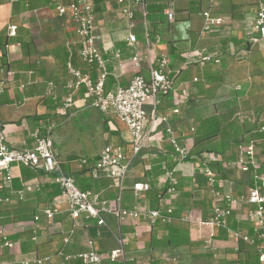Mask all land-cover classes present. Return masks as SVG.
<instances>
[{"label":"crops","instance_id":"crops-1","mask_svg":"<svg viewBox=\"0 0 264 264\" xmlns=\"http://www.w3.org/2000/svg\"><path fill=\"white\" fill-rule=\"evenodd\" d=\"M51 1L29 0L30 7L25 10L23 1L0 0V41L11 45L8 66L0 61V127L15 149L33 148L35 129H39L40 136H51L54 142L56 138L62 140L59 129H55L70 114L90 106L84 87L73 95L70 107L64 104L69 93L65 85L72 78L69 58L94 80L98 76L96 68L86 66L79 57L74 43L75 27L69 17H60ZM260 1L264 2L148 0V45L139 13L130 21L123 16L117 0H102L104 10L97 11L96 26L97 42L109 75L106 91L114 93L118 86H128L137 74L147 76L149 57L157 58L162 52H167L171 59V72H179L174 76L176 91L158 98L157 114L167 116L179 139L191 147V163H179L168 139L166 123L157 122L153 137L128 172L122 199V206L128 209L159 208L165 215L172 209L170 220L152 222L142 215L118 221L106 213L103 216L107 225L99 226L93 219H73L52 174L37 167L14 165L13 186L18 189L25 183V198L18 201L17 195L2 191L10 200L0 207V225H4L15 246L4 249L1 259L17 262L49 255L53 257L49 264H59V250L78 253L90 247L107 255L118 248L121 236L126 241L127 261L118 264H259L255 248L207 222L213 204L198 165L208 153L221 157L222 162L215 168L223 167L226 175L222 177L224 173L218 172L219 186L238 196L230 227L253 233V223L246 219V213L253 207L247 199L255 185L254 175L241 170L237 141L247 145L248 138L255 139L253 167L264 178V38L254 28ZM199 5L201 11L211 9L213 16L222 17L224 24L204 31L205 17L198 12ZM169 6L175 10L174 21L167 18ZM14 24L18 34L9 38L7 26ZM130 32L137 35L135 46L127 41ZM135 54L142 58V68L133 63ZM207 56L211 61L202 59ZM51 81L56 83L58 99L47 93ZM147 107L152 109L149 104ZM96 110L101 111L108 134L107 143L101 148L113 145L130 153L126 124L113 111ZM213 118L217 120L212 121ZM217 123L220 131L210 138ZM63 146L55 142L64 172L76 179L81 190H93L114 204L121 189L118 179L97 169L102 149L85 155L76 146ZM170 171L179 180L174 195L166 191ZM139 181L150 183V190L136 193L133 185ZM52 208L59 211L49 219L45 210ZM155 238L161 244L168 239L171 243L153 246ZM184 238L188 239L184 244L177 243ZM70 264L82 263L77 260ZM103 264L114 263L106 259Z\"/></svg>","mask_w":264,"mask_h":264},{"label":"built area","instance_id":"built-area-1","mask_svg":"<svg viewBox=\"0 0 264 264\" xmlns=\"http://www.w3.org/2000/svg\"><path fill=\"white\" fill-rule=\"evenodd\" d=\"M17 1L28 0H11L12 3ZM122 10L123 16L128 20L133 21L136 14L141 16L142 24L146 28V41L150 45L148 39V17L149 8L148 0H117ZM51 5L54 11L60 17L68 16L75 27L76 40L78 46V54L83 63L92 68H96L98 76L94 80L91 75L77 69L69 58L68 69L71 72L72 78L66 83L68 96L65 98V105L71 106L73 95L84 87L86 99H90V106L99 108L104 112L113 111L114 114L124 124H126L131 140V151L125 153L114 148L113 145H106L99 153V161L97 169L102 170L107 177L119 180V189H121L114 204H110L99 193L93 190H81L76 182V179L66 174L62 168L60 158H58L55 149L54 139L40 136L39 129H35L32 137L35 139V145L30 149H15L7 142L6 133L0 127V207L7 204L10 200L9 196L3 194V190H8L10 194H15L19 200L25 198L26 184L23 183L18 189L13 186L14 176L12 168L14 165H23L30 168H40L46 174L53 175L54 182L57 183L67 201V207L73 219L84 218L87 220H95L96 223L107 225L104 214L113 215L116 220L139 218L142 215L156 222L160 219L164 222L170 220L172 209H168L167 214H162L159 208L142 209L134 207L128 209L122 206L124 181L128 177V172L132 168L139 154L146 148L148 142L154 135L157 122L166 123V132L168 139L174 149L176 155L179 156V163L189 165L192 158L191 147L182 142L176 135L172 125L168 122L167 116L161 117L157 114V101L160 96L175 92V81L173 73L170 69L171 59L167 52H162L157 58L149 57L147 66V76L143 74L135 75L130 84L126 87L118 86L114 93L106 91V81L108 71L105 60L102 58L99 44L97 42V10H95L94 0H52ZM259 10L254 20V28L259 33L261 38H264V2L260 1ZM169 21L175 20V10L169 6L167 11ZM206 26L204 31H211L215 27H221L224 23L222 17L212 15L211 9L203 13ZM8 37H14L18 34L16 24L7 26ZM136 45L137 35L129 34L127 39ZM11 45H7L4 50H0V58L6 57L8 60V50ZM72 55V53H71ZM120 56L119 53L116 54ZM204 61H211V57H203ZM133 63L137 68H142V58L135 54L132 57ZM218 61V60H217ZM10 62V61H9ZM198 78L194 79V81ZM48 95L54 99H58L56 93V83L51 81L48 85ZM152 109H148L147 105ZM178 113V110H175ZM264 131V127L262 129ZM239 165L243 172L253 173L255 185L250 190L247 202L253 204V207L246 213V219L253 223V233H242L237 229H231L230 217L232 216L234 204L238 202V197L233 193H226L218 183V171L215 166L222 162L218 154L208 153L201 160L199 166L200 171L205 178L206 187L213 204L212 214L207 221L214 229H223L230 232L236 240H243L248 245L250 244L257 252L259 264H264V178L254 169L252 159L255 156V144L249 142L247 145L240 143L239 146ZM87 162V159H84ZM167 192L174 195L178 191L179 180L174 172L170 171L166 178ZM136 193L149 191L150 187L147 182H136L133 185ZM57 208L45 210V214L49 219L58 212ZM3 219L2 209H0V220ZM38 219V217H37ZM100 235V233H98ZM119 246L107 253L100 254L93 247L86 251L78 253H66L64 250H59L58 255L61 257L59 264H70L71 261H81L82 264H103L106 259L112 262L127 261L125 251L126 241L123 237L118 236ZM66 243L69 240L66 239ZM93 242H90L92 244ZM15 242L10 238L4 225H0V264H49L53 257L37 256L36 258H22L20 261H9L1 259V254L4 249H13ZM134 259H131L133 261ZM153 264V263H152Z\"/></svg>","mask_w":264,"mask_h":264},{"label":"rangeland","instance_id":"rangeland-1","mask_svg":"<svg viewBox=\"0 0 264 264\" xmlns=\"http://www.w3.org/2000/svg\"><path fill=\"white\" fill-rule=\"evenodd\" d=\"M84 108L80 112L76 111L74 114L67 116L63 124L55 129V131L59 129L58 131L62 136V140L56 138L55 142H57V145H64L63 147L76 146L77 150L79 152L81 150L85 155L96 154L107 143L108 139V134L103 124L104 118L100 115L101 111H97L96 108H92V106ZM62 128L64 131H62ZM52 134L54 133L52 132Z\"/></svg>","mask_w":264,"mask_h":264},{"label":"trees","instance_id":"trees-1","mask_svg":"<svg viewBox=\"0 0 264 264\" xmlns=\"http://www.w3.org/2000/svg\"><path fill=\"white\" fill-rule=\"evenodd\" d=\"M24 2V7H25V10H27V9H29V0H28V3H27V5L28 6H26V1H23ZM94 2H96V10L97 11H99V12H102V10H104V9H102V6H101V3H102V0H95ZM97 4H98V6H97ZM198 7V12L200 11V12H205V11H201L200 10V5L199 6H197ZM195 11H197L196 9H194ZM149 15H150V9H149ZM149 18V17H148ZM10 38V37H9ZM171 44V43H170ZM7 45H10V43L8 42V41H0V50H4L5 48H6V46ZM0 61L2 62V65L3 66H8V64H9V61H7L6 60V57L4 56V57H1L0 58ZM176 71H175V69H173L172 70V73H173V77L174 76H176L177 74H179V72H177V73H175ZM214 81H219L218 79H215ZM212 121H214V120H217V118H213V119H211ZM220 131V124H218L217 123V126L215 127V129L213 130V131H211V136H210V138H212L214 135H216L218 132ZM248 143L249 142H255V139L254 138H252V137H250V138H248L247 140H246ZM242 141H237V143H241ZM243 142H245V141H243ZM246 142V143H247ZM218 172H220V173H224V174H222V177H224L225 175H226V171H224V169H223V167H221V168H218V169H216ZM139 182H144V181H139ZM149 184V187H150V183H148ZM238 197V196H237ZM188 239L187 238H184V239H180L177 243L178 244H184V242L185 241H187ZM162 242L161 241H159V240H157L156 238L153 240V242H152V245L153 246H157V245H167V244H169V243H171V241H170V239H168L164 244H161ZM135 260H136V258H135ZM134 260V261H135ZM114 264H118V262H113ZM119 264H124V263H119ZM153 264H155L154 262H153Z\"/></svg>","mask_w":264,"mask_h":264}]
</instances>
